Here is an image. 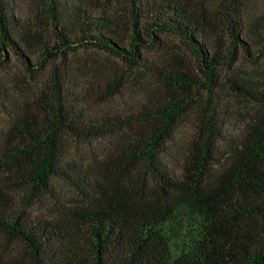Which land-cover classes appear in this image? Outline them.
<instances>
[{
    "label": "trees",
    "instance_id": "16d2710c",
    "mask_svg": "<svg viewBox=\"0 0 264 264\" xmlns=\"http://www.w3.org/2000/svg\"><path fill=\"white\" fill-rule=\"evenodd\" d=\"M38 4L43 25H30L15 18L12 0H0V68L7 50L31 73L54 64L48 90L0 143V264H264V114L246 125L222 161L212 111L214 92L239 54L264 58V6L257 0H111L110 9L100 0ZM164 35L178 38L195 65L179 57L151 60ZM78 46L103 50L127 67L96 85L101 101L119 95L126 73L137 70L155 83L146 102L122 116L92 115L83 101L71 100L68 90L81 85L65 59ZM202 90V119L173 171L168 144ZM6 96L0 83V101ZM69 139H104L109 149L84 164L67 157ZM56 179L82 203L54 220L33 219L26 207Z\"/></svg>",
    "mask_w": 264,
    "mask_h": 264
},
{
    "label": "rangeland",
    "instance_id": "374dc122",
    "mask_svg": "<svg viewBox=\"0 0 264 264\" xmlns=\"http://www.w3.org/2000/svg\"><path fill=\"white\" fill-rule=\"evenodd\" d=\"M100 4L110 9L111 0H100ZM257 4L264 6V0H257ZM38 5V0H12L15 18L30 25H43L37 18L40 9ZM45 23H48V20L45 19ZM48 27L44 33L52 39L54 35ZM162 39V49L154 55H149L151 60L173 63L174 58L179 57L195 65L193 55L178 38L164 35ZM7 54L9 60L0 68V83L7 93V100L0 101V143L16 120L30 112L42 92L48 90L52 82L51 68L54 65L49 63L43 66L40 72L31 73L11 51L7 50ZM65 61L68 63L70 74H73L71 79L76 78L75 82L81 85L77 90L70 88L68 91L72 95L69 97L74 101H83V106L92 115H128L146 102L155 87V83L147 75L138 74L137 70H128L122 79L124 83L122 82L121 93L104 102L100 99L96 85L104 87L103 83L113 76L115 69H127L125 64L110 53L92 46H78L76 51L67 55ZM224 74L222 83L214 92L216 105L212 108L221 131V138L216 144V158L222 161L230 157L246 125L264 114V58L252 62L240 53L236 62ZM227 77L235 83L229 82ZM87 89L89 90L86 91ZM100 91H103V88ZM74 93L78 96H73ZM197 96V105L183 117L173 140L168 144L167 161L171 170L176 172H179L182 166L186 149L202 119L207 92L202 90ZM67 147V157L70 160L86 164L93 157L105 155L109 149V141L69 139ZM17 196L23 197V194ZM20 201L25 202L22 199ZM81 203L82 198L70 186L56 179L51 191L45 196L36 197L26 210L35 220H54L62 216L67 209L78 208Z\"/></svg>",
    "mask_w": 264,
    "mask_h": 264
}]
</instances>
